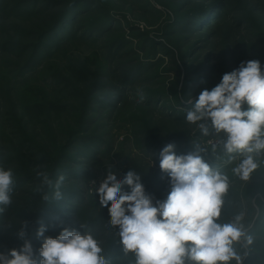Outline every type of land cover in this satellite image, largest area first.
Instances as JSON below:
<instances>
[{"label": "rangeland", "instance_id": "obj_1", "mask_svg": "<svg viewBox=\"0 0 264 264\" xmlns=\"http://www.w3.org/2000/svg\"><path fill=\"white\" fill-rule=\"evenodd\" d=\"M104 2L106 7L111 8L110 15L114 16L112 25L119 26V29L111 34L117 31L113 35L114 38L121 40V37L126 36L130 41L122 48L123 54L117 53V57L109 55L108 34L97 43L68 40V44L57 51L48 69L55 65L54 69L67 73V66L85 65L81 73L86 75L87 82L79 85L74 82L72 92L54 94L60 104L54 106L53 112L47 111L49 97L46 96L39 104L40 109L36 108L34 117L23 111L18 104L12 114V120L7 122V125L17 124L16 116L20 117L22 125L30 131L29 135L33 130H37L35 132L39 139L43 140V148L50 149L53 154L47 152L48 154H43L42 157H35L39 159L38 162L36 159L35 162L29 159L19 164L13 162L7 168L16 169L17 173L27 171L33 174L42 170L49 172L50 157L57 159L55 149L60 152L65 149L69 133L81 120L73 116L75 108L79 107L82 113L83 100L89 101V97L93 98L88 95L93 85L97 81L108 83L109 85L97 95H115L120 87L122 88L123 70L126 72L128 68H138L140 64L144 66L134 83L123 89L122 101L115 109L108 110L111 107V104H108V108L100 107L98 111H89L87 114L88 118L92 117L95 121L91 123L90 131L98 134L96 138L99 139V146L89 144L94 150V159L87 158L91 161L83 162L84 168L92 171V178L86 183L88 185L82 187L85 190V203L70 206L73 208L70 211L72 218L62 221L51 212L45 214L46 212L41 210L36 211L41 200L40 194L31 189L33 182L21 186L19 193H14L12 197L13 203L5 213L0 214V253L21 247L23 241L17 238L16 232L22 222H27L28 238L33 245L35 258L39 259L42 238L36 239L33 235L39 227L38 221L43 222L47 228L45 237L55 238L63 228L73 230L71 226H76L75 231L83 235L85 229L81 225L88 226L90 221L102 213H106L102 233L100 236L93 233L95 238L101 242L102 248L108 240L121 245L116 235L117 229L108 223V208L100 207L91 181H96L98 187L109 169L116 174L117 179H122L128 170H133L142 176L145 191L154 197L153 202L163 201L171 191V185L169 176L160 169L161 149L173 143L177 155L187 154L193 150V142H198L207 149L205 155L202 154L205 161L220 169L229 178L221 222H228L235 215L243 214L242 223L247 234L252 237L250 245L244 237L235 245L238 254L243 258V264H264V157L256 158L258 168L251 173L248 180H242L231 171L242 157L236 156L232 163H228L222 146L213 151V137L203 136L196 125L187 123L185 119L190 107L186 103L189 92L195 98L203 89L211 90L220 82L224 73L233 71L242 61L259 60L264 71V0H228L226 20L216 30L210 29L209 22L203 23L199 28L190 26L193 10L201 9L207 2L205 0ZM103 15V11L98 12L94 18L95 22L103 25ZM219 17L216 14L213 19H222L225 14H220ZM44 23L45 20L33 17L20 20L13 27L4 25L0 29V103L8 114L16 103L24 102L25 90L18 86L13 78L17 70L25 64L27 56H20L16 45L33 41V38L27 35L28 31L37 30ZM206 24L207 26L203 27ZM49 42L55 44V48L60 44L55 38ZM6 43L10 45L11 50L3 49ZM118 58L121 61L119 67ZM43 64L44 62L40 67ZM46 79L47 74L39 75L35 81L37 83H34L36 90L43 93V81ZM46 82L53 83L50 79ZM138 86H142L147 94L143 103H137ZM20 91L23 94L17 98L15 95ZM32 96L25 95L28 100H31ZM149 96H161L162 101L152 102ZM95 99L100 98L98 96ZM70 110L72 115L68 114ZM4 131L8 132L5 128ZM52 135L59 142H53ZM11 140L12 137L5 134L2 142L9 144ZM123 190L129 191L128 186L125 185ZM57 204L59 203L55 205ZM106 258L110 264H132L134 260L131 253L125 255L122 249L111 251ZM232 264H235V261Z\"/></svg>", "mask_w": 264, "mask_h": 264}, {"label": "clouds", "instance_id": "obj_2", "mask_svg": "<svg viewBox=\"0 0 264 264\" xmlns=\"http://www.w3.org/2000/svg\"><path fill=\"white\" fill-rule=\"evenodd\" d=\"M146 92L136 88L137 103H143ZM186 122L196 125L205 137L212 136V150L222 146L227 162L241 156L232 169L233 175L248 180L258 168L257 157H264V71L259 60L242 61L231 72L222 75L211 90L203 89L193 98ZM245 105L247 107H245ZM211 130V131H210ZM193 150L177 155L175 145L169 143L160 153V169L170 178L171 191L163 201L155 200L145 191L142 176L128 170L122 179L110 169L99 182L91 181L98 195L100 207H107L108 223L117 229L116 235L125 255L131 253L132 264H243L235 245L246 239L252 243L242 223L243 214L228 222H221L224 196L229 178L204 159L207 149L193 142ZM204 154V155H202ZM37 193L48 203L64 199L61 188L66 177L60 174L53 180L47 171H37ZM14 170L0 167V214L13 203L16 188ZM127 185L129 191H124ZM51 190V195L45 192ZM33 235L42 238L39 259L22 222L16 236L23 243L0 253V264H110L102 255L101 242L93 232L81 225L85 232L63 228L55 238L45 237L47 230L39 222ZM11 225H8L10 227Z\"/></svg>", "mask_w": 264, "mask_h": 264}, {"label": "trees", "instance_id": "obj_3", "mask_svg": "<svg viewBox=\"0 0 264 264\" xmlns=\"http://www.w3.org/2000/svg\"><path fill=\"white\" fill-rule=\"evenodd\" d=\"M207 2L202 5L201 9H194L190 23L192 27L199 28L203 23H208L210 29L216 30L219 28L226 20L227 15V1L228 0H205ZM104 0H0V29L4 25H9L13 27L20 20H25L28 18L38 17L39 19L45 20L42 27L37 30L28 31L27 35L33 38V41L29 43H24L16 45L18 49V54L22 56L23 54L27 56L25 64H23L19 70L14 75L13 80L15 83L23 87L24 92V102L16 103L10 110V114L5 112L0 103V167L7 168L11 163L16 162L17 164L23 163L26 159L34 161L35 157L41 156L43 154H53L50 149L43 148V140L37 136V133L33 130V133L29 135V132L21 122V118L16 116L17 124L10 125L7 122L12 120V114L15 113L18 104L23 109L27 111L30 116L34 117L36 113V108H39V104L44 100L46 96L49 97L47 111L53 112L54 106H59L60 101L55 98L54 94L62 92H72L74 90L73 84L85 83L86 75L82 74L81 71L85 69V65L76 67H66V72L59 71L55 68V65L49 70L48 65L51 64L53 59L57 55V51L67 45L68 40H75L81 43H97L107 34L108 44H109V55L112 57L117 53L123 54L122 48L129 43V39L124 36L120 38H114L113 35L117 31L111 34L113 31L118 30L119 26H113L112 21L114 16L110 15L111 8L106 7ZM103 11V25L95 22L94 18L96 14ZM220 14H225L222 19H213V17ZM220 18V17H219ZM49 23L47 24V22ZM247 21V20H246ZM248 22V21H247ZM249 23V22H248ZM72 25V26H71ZM71 26V27H70ZM207 26L203 25V27ZM70 27V28H69ZM55 38L60 44L55 48L50 44L49 40ZM119 39V40H115ZM8 45V43H6ZM4 46L3 49L11 50L10 45ZM115 53V54H114ZM117 66L119 64L120 58L117 59ZM44 62L42 67L40 65ZM66 66V65H64ZM138 68L133 69L128 68L124 72L121 80L122 88L120 87L119 92L112 96L107 95H97L101 90L105 89L109 84L97 81L88 95L89 101L83 100L82 113L78 108H75L73 116L76 118H81L78 122L76 128L71 130L69 137L65 142V149L59 151L55 149L57 154V159L50 157V170L49 174L53 180L60 174H63L66 179L61 188L64 195V199L59 204L52 206L50 203L42 200V193H39L41 204L37 206V210L46 212L45 214H54L62 221L69 220L72 218L70 206H79L85 203V190L82 189L88 180L92 178V171L85 169L83 162L87 158L94 159V150L90 148L89 144H93L98 147L99 139H97L98 134H94L90 131L91 123H95L92 117L88 118L87 114L89 111L96 112L101 108H108V104L111 107L108 110H113L122 101L123 89L134 83L136 76L141 71L143 64L138 65ZM119 67V66H118ZM47 74V79L44 80L45 90L40 92L36 90L37 87L34 86L39 75ZM51 80L52 84L46 82ZM80 80V83H78ZM75 82V83H74ZM39 83V82H38ZM47 86V87H46ZM16 89L11 92H15ZM23 93L20 91L19 94L15 95L19 98ZM33 95L31 100H28L25 95ZM97 95V96H95ZM100 99H95L98 97ZM149 100L152 102L162 101L161 96H149ZM150 102V104L152 103ZM40 109V108H39ZM78 112L80 116L78 117ZM69 115H72L71 110L68 111ZM10 118V119H9ZM14 121V120H13ZM68 121L70 118L68 117ZM72 124H70V128ZM4 128L6 131H4ZM10 131V132H9ZM10 135L12 140L9 144L3 143V136ZM51 140L53 142H59L56 137L52 135ZM64 142L63 139H60ZM60 152V153H59ZM32 155H31V154ZM160 158V157H159ZM37 162L39 159H36ZM91 161V160H87ZM160 162V160H159ZM16 175V188L14 193H19L21 186L28 185V182H33L32 188L35 190L36 183L39 184V180L36 179V172L29 174L27 171L22 173H17L14 169ZM165 175L167 174L164 172ZM152 174V172H150ZM168 175V174H167ZM29 177V178H25ZM32 190V191H33ZM46 192L51 195V190L45 188ZM14 196V194H13ZM62 211V212H60ZM103 215V217H101ZM95 220L90 221L87 226L94 234L98 236L102 233V224L105 219L106 213H102ZM73 230H77L76 226L70 227ZM0 226V232H1ZM116 242L113 243L108 240L107 244L103 246V253L105 257L113 250H121L122 246L117 245ZM112 260L114 257L111 258Z\"/></svg>", "mask_w": 264, "mask_h": 264}]
</instances>
